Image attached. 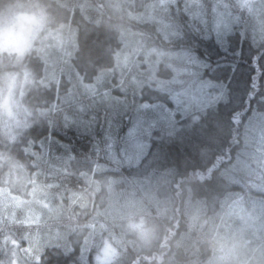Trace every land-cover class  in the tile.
I'll use <instances>...</instances> for the list:
<instances>
[{
	"label": "clouds",
	"instance_id": "9594fccd",
	"mask_svg": "<svg viewBox=\"0 0 264 264\" xmlns=\"http://www.w3.org/2000/svg\"><path fill=\"white\" fill-rule=\"evenodd\" d=\"M0 264H264V0H0Z\"/></svg>",
	"mask_w": 264,
	"mask_h": 264
}]
</instances>
